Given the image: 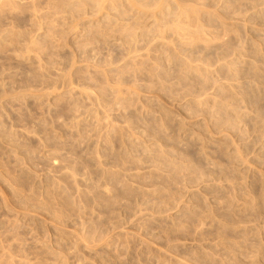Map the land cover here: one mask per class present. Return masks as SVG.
<instances>
[{
    "label": "rangeland",
    "instance_id": "rangeland-1",
    "mask_svg": "<svg viewBox=\"0 0 264 264\" xmlns=\"http://www.w3.org/2000/svg\"><path fill=\"white\" fill-rule=\"evenodd\" d=\"M0 264H264V0H0Z\"/></svg>",
    "mask_w": 264,
    "mask_h": 264
}]
</instances>
